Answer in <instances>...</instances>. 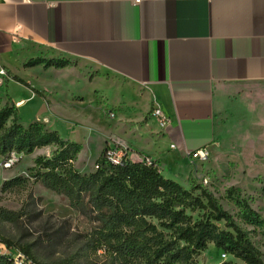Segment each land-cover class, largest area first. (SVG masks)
<instances>
[{
  "label": "crops",
  "instance_id": "crops-1",
  "mask_svg": "<svg viewBox=\"0 0 264 264\" xmlns=\"http://www.w3.org/2000/svg\"><path fill=\"white\" fill-rule=\"evenodd\" d=\"M46 55L91 72L88 80L103 87L95 86L96 93L129 117L128 128L115 124L117 136L127 130L117 144L159 167L170 153L167 174L161 172L185 186L199 165L187 152L209 148L222 135L230 88L264 82V0H0V71L7 84L16 82L8 71L20 76L25 62ZM108 86L120 91L112 101ZM38 89L48 114L36 119L46 118L67 138L64 104ZM29 92L16 101L19 109L39 96ZM155 105L170 120L166 129L151 115ZM98 126L82 129V142L93 132L114 134Z\"/></svg>",
  "mask_w": 264,
  "mask_h": 264
},
{
  "label": "rangeland",
  "instance_id": "rangeland-1",
  "mask_svg": "<svg viewBox=\"0 0 264 264\" xmlns=\"http://www.w3.org/2000/svg\"><path fill=\"white\" fill-rule=\"evenodd\" d=\"M73 66L60 56H38L25 62L20 76L31 80L38 88L48 90L51 98L55 96L64 104L61 113L66 126L62 132L67 138L61 139L81 145V150L69 164L82 174L95 171L97 159L104 157L107 149L121 147L125 150L117 144L116 137L123 141L127 130L117 136L115 124L121 122L128 128L130 120L128 115L120 117L121 109L112 108L101 90L96 93L95 86L103 87L100 81L93 84L88 80L91 72ZM103 90L111 101L120 94L116 87L108 86ZM29 91L17 82L7 84L4 76L0 83V111L6 106L13 107L17 122L24 128L38 122L43 130L57 131L45 122L48 121L46 118L40 120L43 114H48L42 113L43 97L37 96L19 109L16 101L29 97ZM230 91L227 107L220 112L222 135L208 148L209 158L199 161L190 177L211 191L243 225L264 258V82L231 87ZM79 95L85 97L83 102ZM112 113H115L114 117ZM13 115L6 119V125L13 123ZM36 116L40 118L36 119ZM97 126L114 134L100 138V134L93 132L82 142V129L92 132ZM59 136L57 131L56 137L60 140ZM58 148L56 143L44 144L31 154L18 157L10 168L2 166L3 157L0 156V208L16 212L12 219H0V242L6 238L18 245H30L35 264H134L116 261L108 250L95 249L89 233L97 223L83 215L82 209L74 208L68 196L58 194L42 183L39 173L44 169L35 163L36 158H51ZM127 154L134 161L144 156ZM168 154L160 160V167L166 174ZM178 166L186 169L184 162ZM65 167L68 164H63L59 171ZM190 177L186 180V188L191 187ZM12 179L16 180L4 186ZM230 260L246 264L210 243L208 249L196 257V264H221Z\"/></svg>",
  "mask_w": 264,
  "mask_h": 264
},
{
  "label": "trees",
  "instance_id": "trees-1",
  "mask_svg": "<svg viewBox=\"0 0 264 264\" xmlns=\"http://www.w3.org/2000/svg\"><path fill=\"white\" fill-rule=\"evenodd\" d=\"M8 74L36 95L44 96L30 81L10 71ZM12 108L6 106L0 111L2 161L12 153L21 157L44 144H58L53 157L36 158L35 163L44 169L39 173L40 179L47 188L68 196L74 208L82 209L83 215L97 223L89 233L95 249L108 250L116 261L125 263L196 264V257L213 243L246 264H264L263 254L248 231L211 191L192 177L191 187L186 188L165 178L156 161L147 164L128 156L121 164H112L100 156L99 168L81 174L69 164L81 150L80 144L64 142L60 136L59 140L57 131L43 130L38 122L24 128ZM11 115L13 123L6 125ZM63 164L68 167L59 171ZM15 215L14 211L0 208V219ZM2 241L32 259L30 245H18L6 238ZM0 264L13 262L0 255ZM221 264L238 263L230 260Z\"/></svg>",
  "mask_w": 264,
  "mask_h": 264
},
{
  "label": "built area",
  "instance_id": "built-area-1",
  "mask_svg": "<svg viewBox=\"0 0 264 264\" xmlns=\"http://www.w3.org/2000/svg\"><path fill=\"white\" fill-rule=\"evenodd\" d=\"M4 75L5 72L1 70L0 83H2ZM111 115L113 117L114 113H112ZM151 115L159 121V124L161 125L162 129H166L167 127L170 126V120L168 116L165 114V112L159 105H155L152 107ZM209 155H210V151L206 146L187 152V156L190 160H198L201 162L206 161L209 158ZM126 156H128L127 151H125L121 147H111L107 149V151L104 154V158L112 164H121L123 160L126 158ZM18 157L19 156H17L15 153H12L11 156H9L7 159L2 161V166L5 168L12 167L15 164V162L18 160ZM140 160H144L147 164H152L154 161L152 160V158L148 157L147 155L141 157ZM96 168H99V165L96 164ZM204 181L207 182V179H204ZM0 255L10 259L13 262V264H35L33 262V259L29 258L20 249L15 247H10L4 242H0Z\"/></svg>",
  "mask_w": 264,
  "mask_h": 264
},
{
  "label": "bare ground",
  "instance_id": "bare-ground-1",
  "mask_svg": "<svg viewBox=\"0 0 264 264\" xmlns=\"http://www.w3.org/2000/svg\"><path fill=\"white\" fill-rule=\"evenodd\" d=\"M20 105L22 104V102L19 103Z\"/></svg>",
  "mask_w": 264,
  "mask_h": 264
}]
</instances>
